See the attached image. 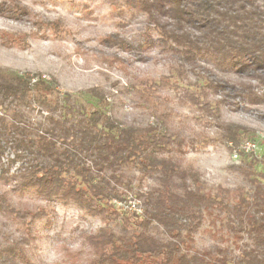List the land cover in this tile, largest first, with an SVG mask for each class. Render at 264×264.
I'll list each match as a JSON object with an SVG mask.
<instances>
[{
	"label": "rangeland",
	"instance_id": "obj_1",
	"mask_svg": "<svg viewBox=\"0 0 264 264\" xmlns=\"http://www.w3.org/2000/svg\"><path fill=\"white\" fill-rule=\"evenodd\" d=\"M0 2L7 8L0 13V68L56 80L58 94L81 100L87 90L101 88L107 98L102 111L166 129L171 144L164 154L198 172L207 189L226 191L223 199L231 206L241 195L252 194V179L264 182V86L254 77L250 56L232 63L202 53L194 65H186L180 47L130 0ZM259 72L264 74V69ZM145 78L156 82L148 100L138 92ZM213 81L221 85L218 91L210 87ZM244 85H251L259 98L245 95ZM20 109L29 125L46 121L47 112L33 101ZM228 125L239 130L237 143L226 140ZM249 140L257 144L256 151L235 157L233 150ZM8 158L10 148L2 160L10 168L9 177H0V264H111L99 259L100 251L88 238L105 226L102 218L72 201L48 200L28 183L22 165ZM125 172L131 186L126 201L116 205L143 212L155 179L135 166ZM149 230L168 238L157 222ZM180 239L191 252L220 249L228 264L253 246L243 215L217 211L184 218ZM11 247L19 248L25 259L13 256ZM104 250L107 256L113 251L111 246Z\"/></svg>",
	"mask_w": 264,
	"mask_h": 264
},
{
	"label": "trees",
	"instance_id": "obj_2",
	"mask_svg": "<svg viewBox=\"0 0 264 264\" xmlns=\"http://www.w3.org/2000/svg\"><path fill=\"white\" fill-rule=\"evenodd\" d=\"M130 1L147 14L149 22L166 39L180 47L184 64L194 65L202 53L232 63L250 56L254 77L264 86V74L259 72L264 69V0ZM6 9L0 2V13H6ZM54 81L0 68V177H9L10 168L5 169L2 160L10 148L12 158L8 161L19 162L28 183L37 186L48 200L72 201L88 214L101 217L105 226L88 237L100 251L101 261L228 264L227 255L220 249L191 252L183 249L180 239L184 218L217 211L243 215L246 232L253 241L234 264H264L261 179H252V194L241 195L231 206L223 199L226 191L207 189L198 172L164 154L171 144L166 129L128 122L102 111L100 107L107 105V98L101 88L87 90V97L81 100L79 96L58 94ZM155 85L148 78L142 79L138 92L148 100ZM209 85L216 91L221 87L214 81ZM242 89L245 95L259 98L251 85ZM30 101L47 112L44 123H25L26 114L20 107ZM225 133L227 141L238 142V129L228 125ZM128 166L155 179L156 185L145 196L142 214L120 210L116 205L126 201V189L131 186L125 180ZM253 166L251 162L249 167ZM153 221L163 226L168 238L150 232ZM107 246L113 249L108 256L104 252ZM9 251L25 259L19 248L11 247Z\"/></svg>",
	"mask_w": 264,
	"mask_h": 264
},
{
	"label": "built area",
	"instance_id": "obj_3",
	"mask_svg": "<svg viewBox=\"0 0 264 264\" xmlns=\"http://www.w3.org/2000/svg\"><path fill=\"white\" fill-rule=\"evenodd\" d=\"M256 148H257V144L255 142L249 140L247 142L242 143L239 149L235 148L233 150V155L235 157H238L240 152H244L245 154H252V153H254L256 151ZM118 203L122 204V202H118ZM135 211L138 214L142 213V210L141 209L138 210V208H135Z\"/></svg>",
	"mask_w": 264,
	"mask_h": 264
}]
</instances>
